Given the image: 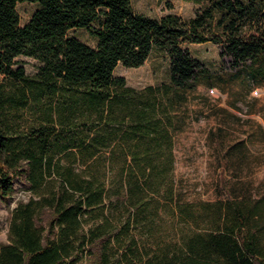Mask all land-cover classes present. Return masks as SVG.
<instances>
[{
    "label": "trees",
    "instance_id": "16d2710c",
    "mask_svg": "<svg viewBox=\"0 0 264 264\" xmlns=\"http://www.w3.org/2000/svg\"><path fill=\"white\" fill-rule=\"evenodd\" d=\"M23 1L39 7L21 25ZM188 1L199 6L184 19L132 0H0V73L26 83L0 94V201L16 179L37 195L10 211L0 264H264V194L231 182L224 198L187 200L174 152L185 92L212 77L183 44H221L263 71L264 0ZM155 49L170 57L167 83L137 89L114 74ZM21 55L39 62L35 75Z\"/></svg>",
    "mask_w": 264,
    "mask_h": 264
},
{
    "label": "rangeland",
    "instance_id": "374dc122",
    "mask_svg": "<svg viewBox=\"0 0 264 264\" xmlns=\"http://www.w3.org/2000/svg\"><path fill=\"white\" fill-rule=\"evenodd\" d=\"M132 6L151 17L174 13L188 19L199 4L188 0H132ZM38 7L36 2H18L20 24L26 23ZM68 33L96 45L87 28L74 27ZM183 46L212 72V77L186 91L179 108L183 123L174 136L178 188L191 201L224 198V188L231 182L245 184L255 195L264 194V70L252 75L249 66L234 65L229 55L220 56L222 45L218 43L185 42ZM18 59L28 76L35 75L39 64L36 59L23 55ZM114 74L124 76L126 83L137 89L167 83L170 57L155 49L140 66L118 63ZM25 84L0 73V94L4 96L17 95L18 88ZM34 106L31 100L23 110L24 125L26 120H34ZM15 188L7 202L0 201V245L8 242L10 211L19 201L37 197L21 179H16ZM261 237L264 246V234Z\"/></svg>",
    "mask_w": 264,
    "mask_h": 264
}]
</instances>
